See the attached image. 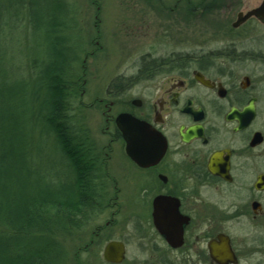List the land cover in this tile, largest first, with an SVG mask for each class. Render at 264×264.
I'll return each mask as SVG.
<instances>
[{
  "label": "flooded vegetation",
  "instance_id": "flooded-vegetation-1",
  "mask_svg": "<svg viewBox=\"0 0 264 264\" xmlns=\"http://www.w3.org/2000/svg\"><path fill=\"white\" fill-rule=\"evenodd\" d=\"M210 42L145 55L90 105L101 106L109 140L88 133L81 186L94 190L93 234L116 236L108 242L124 244L125 260L147 255L126 264H264V97L259 74L244 73L260 56L237 40ZM122 113L144 122L133 128L139 142L124 138Z\"/></svg>",
  "mask_w": 264,
  "mask_h": 264
},
{
  "label": "trees",
  "instance_id": "trees-1",
  "mask_svg": "<svg viewBox=\"0 0 264 264\" xmlns=\"http://www.w3.org/2000/svg\"><path fill=\"white\" fill-rule=\"evenodd\" d=\"M187 1L175 0L190 15L220 2ZM63 5L31 0L29 22L39 27L37 16L46 19L47 48L37 44L23 73L14 70L5 46V31L16 27L19 13L7 19L0 7V264H57V235L81 231L98 209L91 185L81 186L94 145L77 103L83 66Z\"/></svg>",
  "mask_w": 264,
  "mask_h": 264
},
{
  "label": "rangeland",
  "instance_id": "rangeland-1",
  "mask_svg": "<svg viewBox=\"0 0 264 264\" xmlns=\"http://www.w3.org/2000/svg\"><path fill=\"white\" fill-rule=\"evenodd\" d=\"M63 1L62 8L68 11L66 13L72 23L67 33L80 49L78 56L83 66L80 70L77 103L88 105L84 121L86 127H89V135L100 146L106 145L109 140L102 133L106 124L101 106L90 105L98 97H106L107 90L118 84V77L135 75L145 55H167L183 51L188 39H208L212 48L220 47L228 40H237L242 44L244 52L259 55L258 64L245 63L249 66L245 67L244 73L256 71L259 74L264 97V24L252 18L238 28L233 27L240 11L253 9L262 0H220L208 13L203 14L200 9V13L192 15L188 14L189 8L183 6V2L180 6L175 0ZM30 3L31 0H0L5 18H11L15 11L19 13L16 27H8L5 31L9 42L5 46L8 53H12L8 57L12 60L14 70L19 73L26 71L27 57L35 55L36 50L38 52L37 44L43 45V49L47 48L46 19L37 16L36 24L41 23L40 26L31 24ZM66 13L62 11L58 17L62 18ZM136 94L134 91L131 95ZM118 111L115 107L113 114L116 115ZM259 120L264 128V104L261 105ZM118 148L120 145H117ZM261 170L264 172V157ZM93 229L92 220L81 231L57 235L60 243L57 264H112L104 260L103 251L108 241L116 236L105 232L97 238ZM146 259L147 255L129 250L122 264Z\"/></svg>",
  "mask_w": 264,
  "mask_h": 264
},
{
  "label": "water",
  "instance_id": "water-1",
  "mask_svg": "<svg viewBox=\"0 0 264 264\" xmlns=\"http://www.w3.org/2000/svg\"><path fill=\"white\" fill-rule=\"evenodd\" d=\"M252 18H256L262 24H264V0H262V2L253 9H250L246 12L240 11L237 14V18L233 23V27L238 28ZM117 124L126 140L129 139L130 143L132 144L139 142V139L135 137L133 128L144 127V122L132 117L129 114L122 113L117 117ZM130 143L127 146L128 151H130ZM261 181H264L263 176L261 178ZM125 253L126 249L122 242L110 241L106 244L104 248L103 256L106 262L119 264L125 260Z\"/></svg>",
  "mask_w": 264,
  "mask_h": 264
}]
</instances>
